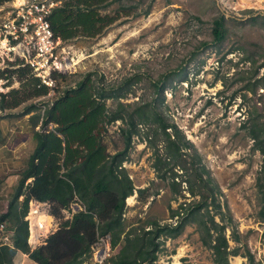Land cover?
Wrapping results in <instances>:
<instances>
[{
    "label": "rangeland",
    "instance_id": "rangeland-1",
    "mask_svg": "<svg viewBox=\"0 0 264 264\" xmlns=\"http://www.w3.org/2000/svg\"><path fill=\"white\" fill-rule=\"evenodd\" d=\"M10 3L0 0V24L10 16ZM103 12L115 16V21L100 35H78L63 43V53L72 62L65 77L57 79L56 87L61 92L88 80L92 86L115 89L123 95L122 102L141 98L155 101L190 144L188 151L197 156L219 186L220 201L227 203L240 238L234 242L226 230L229 246H241L239 251L244 252L246 245L253 255L252 263L241 256H229L230 264H264V222L258 219L260 194L256 186L262 173V155L253 148V140L242 126L252 109L264 119V67H258L264 63V25L259 18L249 20L264 16V0H120ZM220 14L227 19L226 38L216 45H200L201 41L210 42V22ZM7 61L12 60L0 61V70L11 68ZM6 81L0 79V94L19 88L15 75L9 86H5ZM156 83L162 87L158 91ZM55 94L43 98L50 102ZM40 99L4 109L0 127L5 141L19 137L23 128L30 136L28 115H21L22 109ZM106 104L114 105L111 99ZM118 125L119 121L101 131L108 153L122 148ZM157 147L162 149L160 144ZM154 159V150L133 137L123 163L135 188L130 201L125 199L126 221L150 216L169 222L168 206L176 208L179 202L191 200L182 190L185 183H180L181 193L174 191L165 168L159 170V174L164 173L162 178L156 176ZM138 188H147L141 200ZM54 219L57 232L64 218ZM195 228L191 222L177 237L167 239L158 262L210 264L211 251L201 244ZM43 244L29 245L30 253ZM71 248L68 243L64 249ZM25 255V264H38L31 254Z\"/></svg>",
    "mask_w": 264,
    "mask_h": 264
},
{
    "label": "trees",
    "instance_id": "trees-1",
    "mask_svg": "<svg viewBox=\"0 0 264 264\" xmlns=\"http://www.w3.org/2000/svg\"><path fill=\"white\" fill-rule=\"evenodd\" d=\"M116 1L120 0H64L49 16L54 36L65 42L78 35H100L115 21V16L101 12ZM148 10L149 6L144 14ZM257 18L264 25V16H252L249 20L254 22ZM210 23L211 40L201 41L204 47L221 43L229 31L222 14ZM6 64L11 68L0 70V79L7 80L5 86H9L15 75L20 85L0 94V119L4 109L42 99L22 109L21 115H28L34 147L19 173L6 210L0 215V223L5 222L13 231L12 244L0 245V264H13L17 251L31 254L38 264H83L96 234H108L111 246L118 247L108 264H160L159 254L165 241L177 237L191 222L195 224L201 244L211 251L210 264H230L229 256H241L253 262L246 245L244 252L239 251L241 246H229L226 230L230 231L234 242L240 238L227 203L220 201L219 186L197 156L188 151L190 144L176 126L168 122L155 101L141 98L122 102L123 95L115 89L101 84L92 86L88 80L78 81L60 92L56 82L65 74L54 73L57 94L47 102L43 97L49 94L48 87L32 75L28 66L19 60ZM258 67H264V63ZM261 85L264 86V82ZM161 88L154 84L155 91ZM108 99L113 101V106L106 104ZM117 121L122 148L108 153L101 131H107V126ZM242 123L253 140V148L262 155V173L256 178V186L260 194L258 219L264 222V119L252 109ZM133 137L154 150L157 177H163L164 173L159 174V170L165 168V173L171 175V187L178 193H181L180 183H185L182 190L191 200L179 202L176 208L168 206L169 222L150 216L130 221L124 218L125 199L135 190L123 166ZM4 141L0 127V145ZM158 144L162 147L160 151ZM178 177L181 179L176 181ZM146 190H136L140 200L145 198ZM31 198L49 203V213L54 217H62L61 210L68 208L74 199L84 207V211L74 213L71 220H63L61 228L48 235L45 244L32 253L24 220ZM68 243L73 248L65 250ZM83 254H87L86 258H81Z\"/></svg>",
    "mask_w": 264,
    "mask_h": 264
},
{
    "label": "built area",
    "instance_id": "built-area-1",
    "mask_svg": "<svg viewBox=\"0 0 264 264\" xmlns=\"http://www.w3.org/2000/svg\"><path fill=\"white\" fill-rule=\"evenodd\" d=\"M63 1L11 0L10 16L0 24V61L4 58L11 62L19 60L22 65L29 67L41 84L48 87L49 93L54 92L55 88L53 74H64L72 62V58L63 53L64 41L54 36L49 22V16ZM49 207V203L34 198L28 201L24 220L28 225L27 242L30 246L41 245L57 229ZM77 211H84V207L74 199L68 208L61 210V214L64 220H71ZM12 234L6 223L1 222L0 245H11ZM117 248L111 246L108 234H96L90 245L89 257L83 264H108V259Z\"/></svg>",
    "mask_w": 264,
    "mask_h": 264
},
{
    "label": "crops",
    "instance_id": "crops-1",
    "mask_svg": "<svg viewBox=\"0 0 264 264\" xmlns=\"http://www.w3.org/2000/svg\"><path fill=\"white\" fill-rule=\"evenodd\" d=\"M25 129L27 128L22 129L24 132L19 137H14L10 141L7 139L0 145V215L5 212L8 199L16 187L19 173L25 168L28 156L34 147L31 134L29 136V132ZM233 257L237 258V256ZM27 261L25 253L20 251H17L13 258V264H25ZM235 262L238 264L237 261Z\"/></svg>",
    "mask_w": 264,
    "mask_h": 264
},
{
    "label": "bare ground",
    "instance_id": "bare-ground-1",
    "mask_svg": "<svg viewBox=\"0 0 264 264\" xmlns=\"http://www.w3.org/2000/svg\"><path fill=\"white\" fill-rule=\"evenodd\" d=\"M130 199H131V196L127 198L128 201H130ZM40 218H42V216ZM46 219H49V217L48 218L46 217Z\"/></svg>",
    "mask_w": 264,
    "mask_h": 264
}]
</instances>
